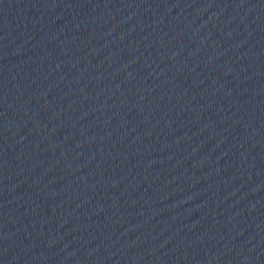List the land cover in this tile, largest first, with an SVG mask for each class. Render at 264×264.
Listing matches in <instances>:
<instances>
[{
	"label": "water",
	"instance_id": "1",
	"mask_svg": "<svg viewBox=\"0 0 264 264\" xmlns=\"http://www.w3.org/2000/svg\"><path fill=\"white\" fill-rule=\"evenodd\" d=\"M0 264H264V0H0Z\"/></svg>",
	"mask_w": 264,
	"mask_h": 264
}]
</instances>
